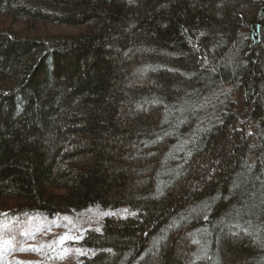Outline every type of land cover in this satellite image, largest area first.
Wrapping results in <instances>:
<instances>
[{
  "label": "trees",
  "instance_id": "16d2710c",
  "mask_svg": "<svg viewBox=\"0 0 264 264\" xmlns=\"http://www.w3.org/2000/svg\"><path fill=\"white\" fill-rule=\"evenodd\" d=\"M0 198L13 251L97 207L81 264H264V0H0Z\"/></svg>",
  "mask_w": 264,
  "mask_h": 264
},
{
  "label": "rangeland",
  "instance_id": "374dc122",
  "mask_svg": "<svg viewBox=\"0 0 264 264\" xmlns=\"http://www.w3.org/2000/svg\"><path fill=\"white\" fill-rule=\"evenodd\" d=\"M9 21L5 20L4 24ZM13 28L24 34H37L45 35L61 32H76L77 27L68 25H56L51 23H38L36 26L27 29L23 23L13 24ZM225 92L228 100L233 102L234 106L238 109H242L240 94L231 87H228V92ZM13 201L9 199L0 198V213H5L12 206ZM109 213V211H102L97 207H89L84 211L75 212L72 214H55V215H29L21 217L17 220V223L12 227V233L15 234L14 247L17 250L12 249V241H3L6 233L0 232V248L3 250V255L0 256V264H15L17 260L33 261L36 264H81L82 256L75 250L77 248L82 249L89 255L91 251L89 249L82 248L78 245L79 240H68L63 246L54 244L52 247H48L50 241L56 240L64 233L69 235L82 236L85 230L88 228H98L100 220L103 215ZM64 217H68L65 220ZM11 220V219H10ZM2 226H5V221L2 220ZM9 221V220H8ZM25 236H21L23 232ZM2 235V236H1ZM9 238V236H8ZM24 244L43 245L41 251H20L19 248ZM67 249V251H65ZM1 255V253H0Z\"/></svg>",
  "mask_w": 264,
  "mask_h": 264
},
{
  "label": "snow or ice",
  "instance_id": "6c2138e0",
  "mask_svg": "<svg viewBox=\"0 0 264 264\" xmlns=\"http://www.w3.org/2000/svg\"><path fill=\"white\" fill-rule=\"evenodd\" d=\"M188 155L191 156L192 153L189 152ZM213 199H215V198H213ZM205 206H207V205H205ZM125 211H127V210L125 209ZM130 214L134 215V213H130ZM7 215H8V213H6V212L0 213V217H6ZM64 219L68 220L69 218L64 217ZM205 219H207V216H205ZM99 230L100 229H96V231H99ZM22 235H26V233H22ZM82 238H83L82 236L69 235L68 233H64L63 235L59 236L56 240L50 241L48 243V247L51 248L52 245H54V244H59L60 246H63L68 240H80ZM43 247H44L43 245L37 246V245H33V244H24L23 246H21L19 248V250L20 251H37L38 252V251H41ZM65 251H67V249H65ZM75 251L79 255H86L87 254L86 252H84L82 249H79V248H77ZM106 251L111 252V249H108ZM4 264H7V262H4ZM15 264H36V262L17 260V261H15Z\"/></svg>",
  "mask_w": 264,
  "mask_h": 264
}]
</instances>
